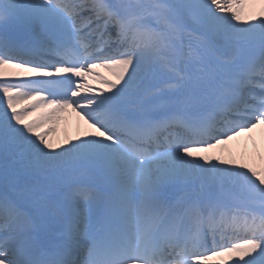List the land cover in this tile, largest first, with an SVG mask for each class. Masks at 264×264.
I'll return each instance as SVG.
<instances>
[{
	"label": "snow or ice",
	"instance_id": "1",
	"mask_svg": "<svg viewBox=\"0 0 264 264\" xmlns=\"http://www.w3.org/2000/svg\"><path fill=\"white\" fill-rule=\"evenodd\" d=\"M258 126L264 0H0V264H264Z\"/></svg>",
	"mask_w": 264,
	"mask_h": 264
},
{
	"label": "bare ground",
	"instance_id": "2",
	"mask_svg": "<svg viewBox=\"0 0 264 264\" xmlns=\"http://www.w3.org/2000/svg\"><path fill=\"white\" fill-rule=\"evenodd\" d=\"M18 70L16 69H9V72H16ZM98 72L102 73L103 75L107 76L108 73L103 69H97ZM8 79H20L23 77H13L9 76ZM92 85L97 86L100 84H97L96 81H91ZM36 115H39L37 112ZM62 119L60 122L55 126V129L53 132L49 133V136L54 144H60L64 145V142L66 139H72L77 135L78 133L80 135H83L85 131H91L88 129L87 125L84 124L82 120L79 119V117L76 115L75 112L72 111L71 108L67 109L64 113L61 114ZM34 117H30L32 119ZM45 128H42L41 130H46ZM75 134V135H74ZM249 136L252 137V139L248 138H241V137H235L234 139L227 142L226 145L221 146L223 151L220 149L215 150L212 154H219L222 155L224 158H229L230 155L232 158H235L237 160V163L244 162L249 164H259L260 161L257 159V157L253 154L254 153V146L253 141H255L256 151H258L261 155H264V128H256L253 130ZM62 138V139H61ZM242 139V142L237 141ZM243 153V155H241ZM245 156H247V159H245ZM219 257H213V259H217ZM230 263V262H229Z\"/></svg>",
	"mask_w": 264,
	"mask_h": 264
}]
</instances>
